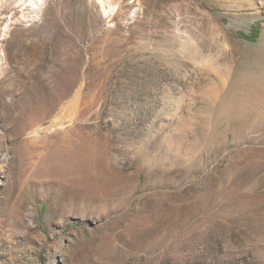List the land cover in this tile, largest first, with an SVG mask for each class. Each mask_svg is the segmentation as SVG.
I'll return each instance as SVG.
<instances>
[{
  "label": "rangeland",
  "instance_id": "obj_1",
  "mask_svg": "<svg viewBox=\"0 0 264 264\" xmlns=\"http://www.w3.org/2000/svg\"><path fill=\"white\" fill-rule=\"evenodd\" d=\"M0 9V264H264V0Z\"/></svg>",
  "mask_w": 264,
  "mask_h": 264
},
{
  "label": "bare ground",
  "instance_id": "obj_2",
  "mask_svg": "<svg viewBox=\"0 0 264 264\" xmlns=\"http://www.w3.org/2000/svg\"><path fill=\"white\" fill-rule=\"evenodd\" d=\"M2 13L3 11L0 9V14ZM4 50H5L4 45L0 44V61L2 60L1 52L2 51L5 52ZM0 67H1V62H0ZM83 114H84V110L80 112L78 118L82 117ZM58 125L63 126V123H60ZM68 125H70V123ZM79 125L80 124H73L67 127H63L59 130L60 133L59 135H62L64 139L69 140V146H67L69 148L62 150V154L58 156V159L61 161V165H62L59 168V172L65 175L73 174V175L82 176V174H84L88 169L87 159L82 146L84 136L79 134ZM74 134H77L75 140L73 138ZM73 141L74 144L71 145Z\"/></svg>",
  "mask_w": 264,
  "mask_h": 264
}]
</instances>
